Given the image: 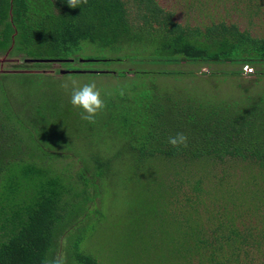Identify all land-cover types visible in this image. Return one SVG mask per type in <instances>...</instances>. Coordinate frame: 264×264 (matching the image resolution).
<instances>
[{"label": "trees", "instance_id": "obj_1", "mask_svg": "<svg viewBox=\"0 0 264 264\" xmlns=\"http://www.w3.org/2000/svg\"><path fill=\"white\" fill-rule=\"evenodd\" d=\"M169 1L73 9L66 0H0V52L23 59L0 72V264H49L58 254L65 264H264V31H253L264 28V0ZM84 48L123 53L81 61ZM103 61L135 67L101 71L125 81L102 91L100 126L63 127L80 112L40 68L87 69L69 77L100 73L74 63ZM184 62L238 65L225 72L237 78L245 65L254 71L226 100L159 85L181 69L138 66ZM100 132L112 140L90 158L72 145ZM181 132L187 147H172L168 138ZM114 181L146 190L130 206L121 248L101 255L85 243L107 217Z\"/></svg>", "mask_w": 264, "mask_h": 264}, {"label": "rangeland", "instance_id": "obj_2", "mask_svg": "<svg viewBox=\"0 0 264 264\" xmlns=\"http://www.w3.org/2000/svg\"><path fill=\"white\" fill-rule=\"evenodd\" d=\"M162 2L167 5L168 7H172L173 1L169 0H162ZM234 14V13H233ZM179 17H182V14L180 13ZM234 17L237 18V13L234 14ZM242 26H245V21H242ZM253 31H264L263 26H256ZM123 52L119 51L118 49H111V48H84V50L77 53V56L79 58L84 57H95V58H116L118 55H122ZM23 59L21 56L11 55L9 52H0V72H6V71H12V65L22 63ZM74 66L80 67L81 65L87 66V68H101L106 71H114L118 70L120 71L122 68L127 67H135V65L128 63H123L119 61H108V62H95V63H78L73 64ZM96 66V67H93ZM141 66L143 69L148 70H157L162 68H178L184 71V74L176 80L173 77L170 76H159L157 77V80L159 82V85H161L164 88L173 89L174 91H179L181 87L186 86V94L193 95L194 92H197L198 95H203L205 91L208 94H215L217 97L221 99L230 100L233 98H238L241 91L247 86L246 79H250L252 74L244 73L241 78H237L236 76L232 75H226V71H229L231 69L238 68V65H232L230 63L227 64H207V63H186L184 62L181 65H170V66H163V65H152L149 63H144ZM65 69L60 64H52L48 68H40L45 73H51L56 77L59 82L62 84L63 82L72 79L77 81L78 84L82 85L84 83H87L91 80H95L97 83L98 88L102 89L103 92H109L112 87H115L114 85L117 83L124 82L125 79L117 78L110 74H104V73H86V74H79L76 76H69V77H63L62 73H58V69ZM75 69V68H71ZM244 69V68H243ZM38 71V70H37ZM215 74V75H212ZM61 80V81H60ZM259 86L251 85V91L257 90ZM68 93V92H65ZM196 94V93H195ZM70 97V96H69ZM71 110L75 111L77 109H74L72 105L70 104ZM99 115V114H98ZM74 117V118H73ZM95 125L92 123L81 119V117L78 115L75 116H69L66 115L64 119L61 120L62 126L66 127H73L75 126L77 128L84 127L83 124H85V128L90 127H96L97 125H101L102 123V117L96 116L95 118ZM90 124V125H89ZM67 128V127H66ZM101 133V132H100ZM94 135L92 137L91 142H89L88 139L80 137L76 140L72 139L73 143L72 145L74 148H81L80 154L86 155L87 158H90L91 155L94 153V151H98L99 147L102 148V146H106L112 140V138H106L103 136V134ZM104 133V132H103ZM116 144L109 146L106 154H111L114 150H116ZM101 154L102 151H99ZM77 158V156H76ZM75 159V158H74ZM73 160V159H72ZM66 162H56L58 167H64ZM81 163L78 160L73 165H79ZM124 172L126 170L125 164L122 166ZM128 169V167H127ZM121 172V173H122ZM132 186L135 187L136 191L138 193H142L146 188H143L140 184V182H135L132 184ZM131 189V185L129 189H126L123 184L117 183L116 181L113 182L112 187L110 188L109 192V198L104 205V209L107 211V217L103 221L100 222L96 232H94L93 236L90 240L86 241L85 247H90L91 250H93L95 253L98 254H108L112 255L117 253V251L121 248V242H123L125 239V219L127 217V214L130 210L131 204H134L136 202L134 200L135 197L141 199L139 196L140 194L134 193L135 191L129 192ZM133 190V189H132ZM145 197V196H144ZM142 196V198H144ZM162 238H166L165 236H162ZM89 243V244H88Z\"/></svg>", "mask_w": 264, "mask_h": 264}, {"label": "clouds", "instance_id": "obj_3", "mask_svg": "<svg viewBox=\"0 0 264 264\" xmlns=\"http://www.w3.org/2000/svg\"><path fill=\"white\" fill-rule=\"evenodd\" d=\"M70 8H82L87 5L88 0H66ZM65 91L70 90V104L74 109L79 110L81 119L95 123L96 116L106 108L105 101L102 97V89L98 88L95 80H91L82 85L77 81L69 79L60 85ZM123 95V91H120ZM187 136L184 133H177L175 136L168 138V143L174 148L187 147ZM49 264H65L63 255H56Z\"/></svg>", "mask_w": 264, "mask_h": 264}, {"label": "water", "instance_id": "obj_4", "mask_svg": "<svg viewBox=\"0 0 264 264\" xmlns=\"http://www.w3.org/2000/svg\"><path fill=\"white\" fill-rule=\"evenodd\" d=\"M87 59H95V58H81L80 60L81 61H84V60H87ZM97 59V58H96ZM74 59H64V60H61V59H43V58H27L26 61H36V62H61V61H73ZM87 70V69H86ZM85 69H60V72L62 74H65V73H72V72H75V73H81V72H86ZM89 70H92V71H97V72H101V71H106L104 69H89Z\"/></svg>", "mask_w": 264, "mask_h": 264}, {"label": "built area", "instance_id": "obj_5", "mask_svg": "<svg viewBox=\"0 0 264 264\" xmlns=\"http://www.w3.org/2000/svg\"><path fill=\"white\" fill-rule=\"evenodd\" d=\"M254 71V69H253V67H251L250 65H245L244 66V72L245 73H251V72H253Z\"/></svg>", "mask_w": 264, "mask_h": 264}]
</instances>
